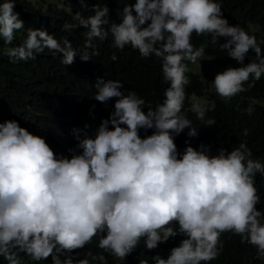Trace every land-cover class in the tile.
<instances>
[{"label":"clouds","instance_id":"1","mask_svg":"<svg viewBox=\"0 0 264 264\" xmlns=\"http://www.w3.org/2000/svg\"><path fill=\"white\" fill-rule=\"evenodd\" d=\"M79 3L87 7L86 0ZM16 4L0 2V40L11 46L10 63L36 60L48 50L59 55L61 65L71 66L77 56L83 62L99 56L96 42H105L113 62L126 49L152 61L156 73L140 88L149 91L158 82L154 97L162 102L145 107L146 99L125 89L121 80L90 79L74 121L62 129L54 121L50 125L60 145L21 127L10 118L9 102L0 99L5 120L0 123L4 264H45L49 258L51 264H108L107 256L125 261L141 243L145 250L156 251L177 236L183 237L179 245L167 258L151 256L152 264H211L221 256L225 234L253 247L254 259L264 264V211L257 210L262 203L257 176L264 178V162L253 158L249 130L242 131L245 139L238 146L230 151L219 147L213 155L210 144L192 146L200 130L185 112L186 106L201 123L216 124L215 119L205 120V96L189 90L190 78L199 79L191 67L201 69L207 57L205 47L193 43L194 35L210 37L213 45L226 39L222 49L240 65L215 72L211 85L225 102L264 78V40L240 25L230 26L220 0H134L122 8L95 4L90 16L77 12L74 3L75 15H69L63 10L65 0H60L58 7L36 9L48 20L47 8L54 7L77 21L64 23L62 31L83 28V50L67 38L31 27L16 46L17 33L25 30ZM191 96L200 105L191 107ZM181 134H186L183 152L175 143ZM46 139L68 155L55 153ZM94 241L99 251H84ZM139 264L149 260L140 259Z\"/></svg>","mask_w":264,"mask_h":264},{"label":"trees","instance_id":"2","mask_svg":"<svg viewBox=\"0 0 264 264\" xmlns=\"http://www.w3.org/2000/svg\"><path fill=\"white\" fill-rule=\"evenodd\" d=\"M72 2L76 5L77 12L90 16L93 14L92 7L95 4L122 8L125 4L134 3V0H86V8L81 7L79 0H72ZM220 2L223 5L224 18L229 21L230 26L240 25L255 34L258 40H264V0H220ZM16 3L14 11L19 13V19L25 24V30L17 33L14 42L16 46L22 44L27 35L26 29L31 27L47 30L50 35L59 40L67 38L74 48L83 50L86 41V31L83 28H77L71 33L62 31L64 23H77L73 18L59 9L48 7V20L29 1L16 0ZM110 15L119 23V19L113 12ZM226 42V39L219 38L213 45L210 37L193 36V43L197 47L203 45L207 57L227 67H239L236 61L227 56V51L222 49L221 45ZM96 43L100 50L99 56L92 57L88 62L81 61L77 56L73 65L63 66L59 55L48 50L40 54L36 60L10 63L7 51L11 46L4 45L0 40V99L9 102L12 110L10 118L18 121L21 127L33 134L48 136L60 144L55 128L50 126L52 121L61 129L70 125L90 87L89 80L93 78L97 80L104 76L121 80L125 84V89L134 90L144 97L145 107H153L155 103L162 102L154 97L159 91L158 82L154 83L149 91L140 88L150 74L156 73L151 60L141 59L126 49L116 53L118 61L113 62L109 59L106 43ZM261 50L264 53V43L261 44ZM251 56H254V53L245 59V64L250 62ZM216 74L204 77L203 82L196 79V75L190 78L189 90H192L197 97L205 96L203 107L209 109L205 120H216L214 126L201 123L196 119L194 111L185 106L188 118L193 120L194 125L200 130L199 138L192 142V146L196 147L201 142L210 144L213 155L219 147H226L230 151L245 139L241 133L244 129H248L247 141L253 151V158L264 162V78L257 82L254 88L225 102L216 95L211 85ZM86 106L87 104L84 107ZM96 109L100 110L98 106ZM144 111L146 113L147 108ZM3 121L5 120L0 110V123ZM185 139L186 134H181L175 140L180 152H183L185 148ZM46 142L58 155H68L64 147L55 146L47 139ZM257 187L262 199V203L257 205V210L264 211V178H261L259 174ZM181 239L183 237L177 236L161 244L156 251L145 250L141 243V246L125 261H117L107 256L108 264H139L140 259H148L149 264H152L151 256L159 253L167 258L170 250L178 246ZM222 241L221 256L211 264H260V261L254 259L255 249L247 244L241 245L239 237L225 234ZM87 250H91L93 254L99 251L95 241L84 251ZM80 258L83 259V255ZM0 264H4L2 258H0ZM45 264H51V259L49 258Z\"/></svg>","mask_w":264,"mask_h":264},{"label":"rangeland","instance_id":"3","mask_svg":"<svg viewBox=\"0 0 264 264\" xmlns=\"http://www.w3.org/2000/svg\"><path fill=\"white\" fill-rule=\"evenodd\" d=\"M28 1L33 3L35 6H45L46 4H53L57 6L60 3V0H28ZM63 10L71 16L75 15V5L71 1L65 0V7L63 8ZM204 59H205L204 61H201V69L199 68V66L191 67L193 69L192 72L197 74L201 81H203L202 79L204 78L203 76L204 73H209V74H213L215 72L218 73L228 68L226 66L223 67L214 63L212 60H210L207 57H204ZM193 98L195 97L191 96V107L193 106V104L200 105V101H197ZM199 99L202 101V98Z\"/></svg>","mask_w":264,"mask_h":264}]
</instances>
